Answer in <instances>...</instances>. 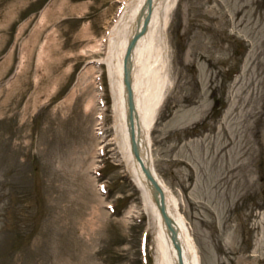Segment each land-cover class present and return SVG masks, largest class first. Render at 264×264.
<instances>
[{
	"label": "rangeland",
	"instance_id": "1",
	"mask_svg": "<svg viewBox=\"0 0 264 264\" xmlns=\"http://www.w3.org/2000/svg\"><path fill=\"white\" fill-rule=\"evenodd\" d=\"M121 1L0 0V264H143L148 217L115 142L97 163V115L114 140V110L107 67L88 64L105 57L93 45ZM174 10L155 170L200 264H264V0H177ZM149 246L157 264L152 232Z\"/></svg>",
	"mask_w": 264,
	"mask_h": 264
},
{
	"label": "bare ground",
	"instance_id": "2",
	"mask_svg": "<svg viewBox=\"0 0 264 264\" xmlns=\"http://www.w3.org/2000/svg\"><path fill=\"white\" fill-rule=\"evenodd\" d=\"M145 0H126L123 2L121 17L116 23L112 32L107 36L104 44L93 45V49L103 46L107 55L104 64L107 65L109 76V86L111 87V96L114 110V144L117 145L119 157L127 165L128 173L134 178L140 196L143 200L142 207L148 214L150 230L154 234L157 256V264H178L177 252L170 240L169 233L165 223L161 218L159 210L152 200L151 192L145 182L143 173L139 164L134 160L131 153L130 137L127 124V101L125 87L123 83V67L126 50L136 36L137 28L143 16L148 15V6L145 7ZM177 0H154L150 24L147 32L137 42L135 49L132 50V77L133 92L139 125H141L143 148L149 155L150 162L154 164L152 129L157 121L158 113L166 100L168 78V58L167 47L169 45L168 33L166 32L171 13L174 10ZM190 1V0H189ZM178 9L174 10L177 11ZM178 13V12H177ZM139 18V21L137 19ZM191 29H188L189 32ZM93 100L86 104L87 109L93 107ZM169 141V138H168ZM172 152L176 151L177 146L169 145ZM169 166H181V161L170 160ZM192 174L193 170L188 169ZM161 180V179H160ZM167 196L168 208L171 216L176 221L180 238L183 244L184 257L186 264H200L199 252L190 227L187 224L185 216L180 213V204L178 199L174 198L171 191L163 181ZM190 202V201H189ZM188 202V203H189ZM200 202L191 201V209H198ZM202 223H213V220H205Z\"/></svg>",
	"mask_w": 264,
	"mask_h": 264
},
{
	"label": "water",
	"instance_id": "3",
	"mask_svg": "<svg viewBox=\"0 0 264 264\" xmlns=\"http://www.w3.org/2000/svg\"><path fill=\"white\" fill-rule=\"evenodd\" d=\"M152 0L147 1L148 2V6L151 4ZM148 24V19L145 23V28L143 29L144 32L146 30V26ZM143 32V33H144ZM141 37L140 33L136 34L135 39L132 41V43H130V47L128 52L126 53V57H125V65H124V71H125V78H124V82L126 85V90H127V95H128V105H129V123H130V132L132 136V146H133V152L137 158V160L141 163L140 166H142L143 171L145 172L151 186H152V190L154 193V197L155 200L166 220V223L168 225V228L172 234V239L173 242L178 250L179 253V258H180V263L184 264L182 261V254H181V245L178 241V236H177V230L173 227V224L170 222V219L168 218L167 213H166V206L165 205V196H164V192L163 189L161 188V186H159V183L157 180H155V177L153 176V173L151 171L150 165L149 163H145L144 160L141 158V151H140V146H139V141H137L136 136L135 135V124H134V119H137V115H136V108H135V103H134V95H133V88H132V76H131V54H132V50H133V45L134 42L137 41L139 38Z\"/></svg>",
	"mask_w": 264,
	"mask_h": 264
}]
</instances>
